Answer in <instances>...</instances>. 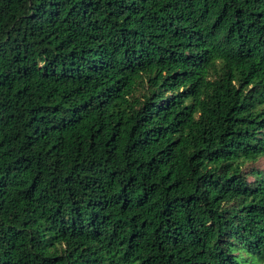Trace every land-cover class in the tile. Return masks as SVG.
Returning <instances> with one entry per match:
<instances>
[{
  "label": "trees",
  "instance_id": "16d2710c",
  "mask_svg": "<svg viewBox=\"0 0 264 264\" xmlns=\"http://www.w3.org/2000/svg\"><path fill=\"white\" fill-rule=\"evenodd\" d=\"M261 157L264 0H0V264H264Z\"/></svg>",
  "mask_w": 264,
  "mask_h": 264
},
{
  "label": "rangeland",
  "instance_id": "374dc122",
  "mask_svg": "<svg viewBox=\"0 0 264 264\" xmlns=\"http://www.w3.org/2000/svg\"><path fill=\"white\" fill-rule=\"evenodd\" d=\"M248 167L258 168V169H264V158H259L255 162L248 163ZM249 179H252V176L249 177Z\"/></svg>",
  "mask_w": 264,
  "mask_h": 264
}]
</instances>
